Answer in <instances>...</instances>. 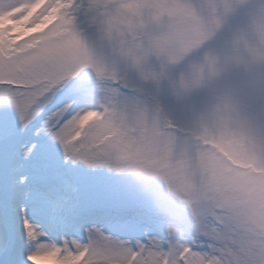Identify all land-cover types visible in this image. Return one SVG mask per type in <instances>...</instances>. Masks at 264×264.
<instances>
[{"label": "snow or ice", "instance_id": "6c2138e0", "mask_svg": "<svg viewBox=\"0 0 264 264\" xmlns=\"http://www.w3.org/2000/svg\"><path fill=\"white\" fill-rule=\"evenodd\" d=\"M0 264H264V0H0Z\"/></svg>", "mask_w": 264, "mask_h": 264}]
</instances>
